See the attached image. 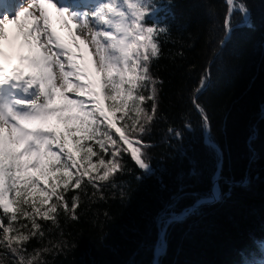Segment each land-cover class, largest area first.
I'll return each instance as SVG.
<instances>
[{
  "label": "trees",
  "instance_id": "1",
  "mask_svg": "<svg viewBox=\"0 0 264 264\" xmlns=\"http://www.w3.org/2000/svg\"><path fill=\"white\" fill-rule=\"evenodd\" d=\"M155 2L161 9L159 27L167 32L158 38L161 51L150 64V75L157 81L156 100L141 105L150 109L155 102L157 106L150 131L142 137L151 145L142 151L155 172L145 174L123 153L126 171L99 182L98 187L86 180L80 189L70 187L64 192L65 200L71 207L72 197L79 196L78 218L71 219L59 209L57 223L40 220L44 235L28 242L27 258L34 250L66 242V249L41 251L39 259L46 264H153L158 239L154 218L170 203L179 215L208 196L216 185L221 200L201 205L170 226L168 248L160 264H243L244 257L261 259L264 0H238L247 8L251 26L244 25L243 13L234 9L231 38L222 47L229 11L226 0ZM206 74L207 89L196 93ZM151 88L149 83L141 91L149 96ZM194 97L223 153L219 176L218 159L205 144L203 120L193 105ZM170 128L181 135L175 136ZM253 134L255 139L249 144ZM104 158L108 160L109 155ZM22 222L30 227L26 219ZM14 259L0 246V261L12 264Z\"/></svg>",
  "mask_w": 264,
  "mask_h": 264
},
{
  "label": "snow or ice",
  "instance_id": "2",
  "mask_svg": "<svg viewBox=\"0 0 264 264\" xmlns=\"http://www.w3.org/2000/svg\"><path fill=\"white\" fill-rule=\"evenodd\" d=\"M226 3L221 47L231 38L234 9L251 26L243 3ZM160 11L155 0H95L86 11L60 0H22L19 5L17 0H0V246L15 258L12 264H46L39 259L41 251L66 249L62 242L63 247L56 244L34 250L30 258L25 255L28 242L44 235L40 220L57 223L59 209L78 218L79 196L72 197L69 207L64 192L80 189L85 180L98 187L126 171L123 153L145 174H154L142 151L151 145L142 137L150 131L157 106L141 105L156 100L150 64L161 51L158 38L167 32L159 27ZM7 24L15 26L12 34ZM149 83L151 95L145 96L141 90ZM206 87L207 74L195 92ZM193 105L203 120L205 144L217 156L219 176L223 153L195 97ZM169 132L181 135L171 128ZM253 139L254 134L249 144ZM89 141L98 145L99 153ZM93 156L98 162L93 163ZM221 198L214 185L208 196L179 215L174 203L167 204L154 218L158 239L153 264L167 251L170 226ZM258 245L261 259L244 257L243 264H264V242Z\"/></svg>",
  "mask_w": 264,
  "mask_h": 264
},
{
  "label": "rangeland",
  "instance_id": "3",
  "mask_svg": "<svg viewBox=\"0 0 264 264\" xmlns=\"http://www.w3.org/2000/svg\"><path fill=\"white\" fill-rule=\"evenodd\" d=\"M95 2V1H94ZM94 2L92 3V4H89V5H87V6H82L81 8L82 9H80V11H86V10H90L93 6H94ZM82 3V2H81ZM84 3H82V5H83ZM9 18L11 19V16H9ZM57 27L59 28V25H57ZM117 116H119V113L117 114ZM119 126V125H118ZM114 131V130H113ZM127 131V130H126ZM89 143H92V146H93V150L94 151H96V152H98L99 153V151H98V149L96 148V146L98 147V145H96L94 142H91V141H89ZM110 158V157H109ZM92 161H93V163H96V162H98V156H93L92 157Z\"/></svg>",
  "mask_w": 264,
  "mask_h": 264
},
{
  "label": "water",
  "instance_id": "4",
  "mask_svg": "<svg viewBox=\"0 0 264 264\" xmlns=\"http://www.w3.org/2000/svg\"><path fill=\"white\" fill-rule=\"evenodd\" d=\"M230 18H231V17H230ZM209 74H210V73H209ZM208 85H209V84H208ZM206 89H207V87H206L205 89H203L202 92L205 91ZM209 128H210V124H209ZM219 148H220V147H219ZM220 150H221V149H220ZM219 178H220V177H219ZM217 182H218V178H217V180L215 181V183H217ZM199 207H200V206H199ZM199 207H198V208H199ZM155 259H156V257H155ZM159 264H160V257H159Z\"/></svg>",
  "mask_w": 264,
  "mask_h": 264
},
{
  "label": "bare ground",
  "instance_id": "5",
  "mask_svg": "<svg viewBox=\"0 0 264 264\" xmlns=\"http://www.w3.org/2000/svg\"><path fill=\"white\" fill-rule=\"evenodd\" d=\"M78 5H79V6H81V5H82V3H81V0H78Z\"/></svg>",
  "mask_w": 264,
  "mask_h": 264
}]
</instances>
